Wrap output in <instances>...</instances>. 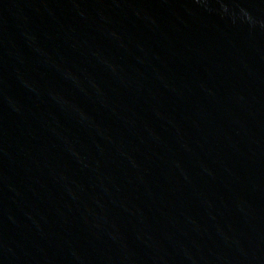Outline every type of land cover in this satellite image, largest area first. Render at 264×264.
<instances>
[{"label":"water","instance_id":"water-1","mask_svg":"<svg viewBox=\"0 0 264 264\" xmlns=\"http://www.w3.org/2000/svg\"><path fill=\"white\" fill-rule=\"evenodd\" d=\"M0 264H264V0H0Z\"/></svg>","mask_w":264,"mask_h":264}]
</instances>
